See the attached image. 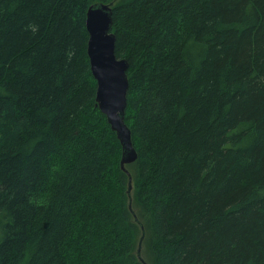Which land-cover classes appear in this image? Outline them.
Here are the masks:
<instances>
[{
	"label": "trees",
	"instance_id": "1",
	"mask_svg": "<svg viewBox=\"0 0 264 264\" xmlns=\"http://www.w3.org/2000/svg\"><path fill=\"white\" fill-rule=\"evenodd\" d=\"M96 2L128 61V174ZM141 226L146 264H264V0H0V264H142Z\"/></svg>",
	"mask_w": 264,
	"mask_h": 264
},
{
	"label": "water",
	"instance_id": "2",
	"mask_svg": "<svg viewBox=\"0 0 264 264\" xmlns=\"http://www.w3.org/2000/svg\"><path fill=\"white\" fill-rule=\"evenodd\" d=\"M111 14L112 11L108 5H94L88 8L86 14L87 55L92 75L97 83L96 104L117 134L122 146L120 167L121 170L127 172L124 166L137 159V152L133 147L131 131L123 123V114L127 104L126 70L128 65L125 60L115 58V36L111 31ZM130 191L131 177L128 175V194ZM130 212L133 213L132 210ZM141 232L140 245L144 238L142 226ZM138 259L142 264H146L141 256H138Z\"/></svg>",
	"mask_w": 264,
	"mask_h": 264
},
{
	"label": "bare ground",
	"instance_id": "3",
	"mask_svg": "<svg viewBox=\"0 0 264 264\" xmlns=\"http://www.w3.org/2000/svg\"><path fill=\"white\" fill-rule=\"evenodd\" d=\"M112 4L113 3H109V4H105V3H102V2H96V3H93L92 5H90L89 7H91V6H94V5H104V6H106V5H108L109 7H110V9H111V11H112ZM87 14V13H86ZM111 18H112V16H111ZM111 31H112V28H111ZM114 36H115V34H114ZM114 55H115V43H114ZM115 58L117 59V60H125L126 62H127V65H128V61L125 59V58H117L116 57V55H115ZM127 69H128V67H127ZM126 76H127V70H126ZM127 80H128V78H127ZM128 90V89H127ZM96 91H97V83H96ZM96 98V97H95ZM126 103H127V95H126ZM97 105V104H96ZM126 107H127V104H126ZM125 111H126V108H125ZM125 111H124V114H123V123H124V125H126L125 124V122H124V118H125ZM107 119V118H106ZM108 122V121H107ZM108 124L110 125V128H111V124L108 122ZM127 126V125H126ZM128 127V126H127ZM112 129V128H111ZM113 130V129H112ZM114 131V130H113ZM115 132V131H114ZM115 134H116V132H115ZM116 137H117V134H116ZM118 139V138H117ZM119 140V139H118ZM120 142V141H119ZM120 145H121V143H120ZM121 150H122V146H121ZM121 161V160H120ZM121 168V167H120ZM124 168H125V166H124ZM126 170V169H125ZM127 171V170H126ZM125 172V171H124ZM126 173H128V172H126ZM129 208H131V206L129 205ZM140 243V242H139ZM140 251H141V245L139 244L138 245V249H137V257L138 256H141V254H140Z\"/></svg>",
	"mask_w": 264,
	"mask_h": 264
},
{
	"label": "rangeland",
	"instance_id": "4",
	"mask_svg": "<svg viewBox=\"0 0 264 264\" xmlns=\"http://www.w3.org/2000/svg\"><path fill=\"white\" fill-rule=\"evenodd\" d=\"M127 190H128V184H127ZM127 195H128V197H129V201H128L127 207L130 205V206H131L130 209H132V199H131V194H128V192H127ZM132 210H133V209H132Z\"/></svg>",
	"mask_w": 264,
	"mask_h": 264
}]
</instances>
